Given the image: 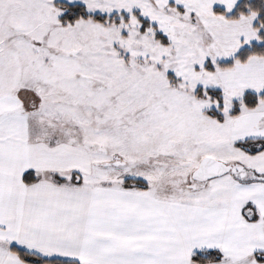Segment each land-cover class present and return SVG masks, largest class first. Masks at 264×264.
Wrapping results in <instances>:
<instances>
[{
	"label": "snow or ice",
	"instance_id": "1",
	"mask_svg": "<svg viewBox=\"0 0 264 264\" xmlns=\"http://www.w3.org/2000/svg\"><path fill=\"white\" fill-rule=\"evenodd\" d=\"M0 264H264V0H0Z\"/></svg>",
	"mask_w": 264,
	"mask_h": 264
}]
</instances>
